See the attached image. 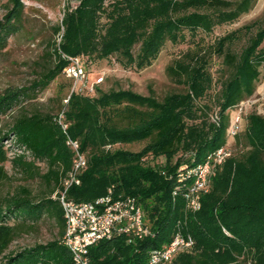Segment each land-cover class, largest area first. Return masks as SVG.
<instances>
[{"label": "trees", "instance_id": "1", "mask_svg": "<svg viewBox=\"0 0 264 264\" xmlns=\"http://www.w3.org/2000/svg\"><path fill=\"white\" fill-rule=\"evenodd\" d=\"M10 2L0 20V50L18 32L23 19L25 3ZM255 2L79 0L75 7L66 3L55 28L59 34L54 46L56 61L33 82V90L46 87L63 73L68 62L63 54L116 55L125 66L143 69L158 58L167 42L189 44L166 67L167 75L186 89L169 92L162 99L125 89L97 88V95L73 91L69 103L55 114L23 107L17 110L29 89H7L0 96V119L14 113L8 129L0 133V182L7 177L4 161L11 160L14 166L31 172L38 160L48 166L41 176L49 188L48 195L35 200L22 186L0 202V264H76L61 241L65 217L58 196L74 159L58 120L63 110L67 130L80 141L87 158L81 182L68 188V197L95 201L110 188L115 196H135L154 233L131 240L128 234L102 239L90 247L89 264H146L149 251L170 241L178 228L192 235L198 251L196 255L181 253L173 259L175 264H264V113H249L245 130L249 149L240 156L232 153L217 168L198 210L186 206L190 178L182 177L228 142L232 113L252 96L264 75V23L239 52L228 44L236 38V31L212 44L202 33L235 21ZM212 52L223 56L228 74L221 83L217 109L210 115L207 105L199 106L197 101L211 85L208 63ZM143 140L148 142L140 151L112 148L117 143ZM5 141L10 143L8 148ZM148 154L164 155L166 163L157 167L145 164ZM44 213L55 218L60 237L6 253L17 231L11 219L19 218L20 226H26ZM236 254L250 259L235 262Z\"/></svg>", "mask_w": 264, "mask_h": 264}, {"label": "rangeland", "instance_id": "2", "mask_svg": "<svg viewBox=\"0 0 264 264\" xmlns=\"http://www.w3.org/2000/svg\"><path fill=\"white\" fill-rule=\"evenodd\" d=\"M22 1L25 3V8L19 30L9 37L7 45L0 50V96L4 95L9 88L26 87L29 89L28 94L21 96L16 106L17 110L23 107L26 110L38 109L55 114L64 104L69 103L75 81L61 73L44 88L33 90L32 85L35 80L41 79L56 61L54 46L59 39V34L55 28L63 17L66 3L75 7L79 0ZM9 5H11L10 0H0V20L7 13ZM102 21L104 22L106 19L103 18ZM263 23L264 0H256L251 9L242 13L235 21L217 25L211 33H202V35L205 36L208 43L212 44L219 37L236 31V38L228 44L231 49L239 52L246 45L249 37ZM188 46V43L167 42L158 58L143 69L125 66L116 55L109 58H100L95 54L85 55L83 62L88 73L86 84H91L102 75L104 76L102 82L95 85L96 89L91 93L92 95H97V88L103 91L125 89L143 95L154 94L158 99H162L169 92L184 91L186 86L174 82L167 75L166 67ZM223 59V56L217 52L210 54L208 70L211 73V85L206 94L197 101L199 106L207 105L210 115L217 109L216 102L221 83L228 74ZM242 107L243 119L240 133L236 137L230 138L229 141L233 153L237 156L243 155L249 149L245 140L249 113L254 111L264 113V75L258 79L256 90L252 96L242 102ZM13 113L9 112L0 119V133L8 129ZM234 113L235 111L232 114ZM147 142L148 140L117 143L112 148L140 151ZM4 146L5 148L10 146L8 141L4 142ZM16 150L21 152L19 149ZM12 156L13 152H10L9 157ZM175 160L176 157L173 161ZM144 163L157 167L166 163V157L148 154L144 157ZM2 164L7 171V177L0 182V202L17 192L22 186L30 190L35 200L48 195L49 186L41 176L47 171L46 162L36 160L31 172H27L20 165L14 166L11 160H6ZM150 204H153V200H150ZM20 220L19 218L11 219V223L17 227V231L6 253L20 250L26 246H33L36 243H46L60 237V228L55 218L46 213L39 220H30L26 226H20ZM194 246L181 250L174 260L181 253L196 255L198 250ZM247 254L250 255V253ZM235 256V262L244 260L246 257L250 259V256L246 254H236ZM174 260L170 264H175Z\"/></svg>", "mask_w": 264, "mask_h": 264}, {"label": "built area", "instance_id": "3", "mask_svg": "<svg viewBox=\"0 0 264 264\" xmlns=\"http://www.w3.org/2000/svg\"><path fill=\"white\" fill-rule=\"evenodd\" d=\"M62 56L68 61L63 74L75 81L73 91L93 93L95 85L102 82L104 76L91 84H86L88 73L83 57L68 54ZM242 102L232 114L231 124L227 130L228 142L210 152L203 163L192 166L182 173L183 178H190L185 196L188 209L198 210L201 207V195L211 189L213 174L232 155L233 150L229 141L240 133L243 119ZM64 117L63 110L59 113L58 120L66 133V143L74 152V159L73 167L64 180V188L58 196L65 217L61 241L70 249L75 263L89 264L90 247L102 239L122 234H128L129 240L154 236L151 225L147 222L144 206L135 196H115L110 188L107 195L98 197L95 201H76L68 197V188L74 183L81 182L80 175L87 167V158L81 151L80 141L69 134L68 123L64 121ZM194 245L195 239L192 235L185 234L178 228L170 241L149 251L146 264H170L181 250L190 249Z\"/></svg>", "mask_w": 264, "mask_h": 264}]
</instances>
